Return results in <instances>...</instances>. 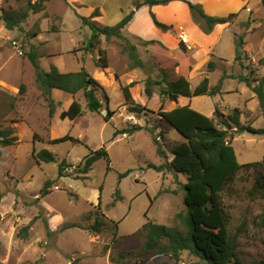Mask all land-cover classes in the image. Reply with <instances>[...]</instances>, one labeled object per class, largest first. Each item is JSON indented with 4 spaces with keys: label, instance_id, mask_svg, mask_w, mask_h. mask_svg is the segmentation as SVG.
<instances>
[{
    "label": "rangeland",
    "instance_id": "374dc122",
    "mask_svg": "<svg viewBox=\"0 0 264 264\" xmlns=\"http://www.w3.org/2000/svg\"><path fill=\"white\" fill-rule=\"evenodd\" d=\"M36 1L0 0V23L5 26L1 19L4 12H23L30 2ZM84 1L85 5L77 8L70 0H49L43 12L30 13L19 28L10 31L5 26L0 40V125L12 127L19 139L15 146L0 145V195L3 197L0 264H112L110 257L117 258L120 251L126 254L125 264H204L189 252H183L180 262L142 252L146 237L137 233L149 220L182 229L176 217L185 210L184 194L173 174L150 168L152 164L164 163L153 139H158L171 161L174 149L184 138L163 123L162 113L191 105L224 128L221 118L215 114L216 108L226 119L239 109L241 125L255 131L230 129L238 160L242 165L263 161L264 113L257 97L239 80L240 76L264 78V66L260 65L264 58L263 0H251V14L242 12L240 19L237 16L232 23L210 35L199 27L200 30H192L190 34L182 29L163 32L154 24V12L141 8L124 31L145 62V67L139 69L130 67L131 61L122 48L125 41L119 39L107 42L102 38L98 49L87 52L84 48L92 32L78 17H90L88 8L97 3L103 6L105 14L101 12L94 21L102 26H114L134 9L138 0ZM172 11L161 6L156 17L160 22L172 21L169 20L174 16ZM240 37L245 44L242 59L237 61L236 42ZM14 40L22 46L23 55L12 45ZM180 40L187 46V53L180 50ZM146 42L156 43L146 45ZM32 50L38 55L41 70L46 72L53 65L63 73L79 72L84 66L104 87L113 117L106 120L108 103L100 91L103 109L99 114L87 109L83 93H79L76 97L83 106L84 116L74 122L62 120L60 114L68 109L70 95L57 90L56 114L50 120L36 82V70L28 58ZM99 50L108 53L107 69L95 66ZM186 61L192 66L193 90L209 77L212 87L222 81L221 94L181 98L178 102L164 97L161 91L166 84L162 83V69L166 70L168 81H175ZM210 62L215 63L214 70H209ZM148 82L152 83L151 98L146 92ZM158 82L162 85H157ZM131 83H135L130 88L135 106L126 105L122 91ZM23 84L27 86L24 95L20 92ZM136 106L139 111L134 112L132 109ZM125 130L134 133L123 134ZM49 132L50 139L70 135L81 143L41 142ZM35 134L38 140L34 139ZM102 148L108 151L110 162L102 159L85 174L84 162L90 150ZM44 149L56 155V163L36 159L35 151ZM63 161L67 166L60 177L59 164ZM67 167L75 168L69 173ZM179 180L187 181L184 175ZM254 181L253 170H242L232 191L225 195L233 214L230 231L236 236V254L243 264L264 259V199L252 202L245 196ZM47 182H51L47 186L49 194L44 196L42 191ZM101 189L103 212L97 207ZM117 191L122 196L119 201L115 199ZM96 219L107 225L100 234L87 230ZM110 220L120 223L115 244V228ZM71 224L82 228L64 229Z\"/></svg>",
    "mask_w": 264,
    "mask_h": 264
},
{
    "label": "trees",
    "instance_id": "16d2710c",
    "mask_svg": "<svg viewBox=\"0 0 264 264\" xmlns=\"http://www.w3.org/2000/svg\"><path fill=\"white\" fill-rule=\"evenodd\" d=\"M49 0H37L29 4L27 9L20 13L4 12L1 19L8 30L12 31L19 28L21 23L29 17L30 13L38 14L45 10V3ZM180 1L189 7L193 22L205 33L210 35L217 25L230 24L237 18V14H231L227 17H215L208 15L202 5L195 4L191 0H138L134 3V9L131 10L124 18L114 26H102L94 21L101 16L99 9H96L90 17L78 16L83 25L91 30L90 38L85 44L87 52H93L98 49L101 39L107 42L113 39L125 41L122 45L123 52L128 55L132 69L145 67V62L140 56L138 47L128 41L124 36L126 27L133 21L136 11L144 6H166L172 2ZM264 3V0H263ZM154 24L163 32H173L174 27L160 22L156 15L152 13ZM37 36V35H35ZM156 42H146L145 44H154ZM245 40L240 37L236 42V59L241 61L243 46ZM179 48L183 53L188 49L185 43L180 40ZM28 58L33 68L36 70V82L41 91V98L46 102L49 110V118L52 120L56 114V104L53 97L54 90L62 91L72 96L83 93L87 109L93 113H100L103 109V102L99 98V92L103 93L108 103L106 120L109 121L114 113L109 109V97L105 93L104 87L95 79L83 66L79 72L63 73L56 66L46 72L41 70L38 64V55L33 50L28 54ZM264 66V58L260 61ZM95 66L99 69H107L110 66L108 53L105 50H99V56L95 60ZM179 78L175 81H168V74L162 69L164 76L163 82L166 84L161 91L164 97L169 98L172 102H178L180 98L193 99L200 96L215 97L221 93V83L212 87L209 77H205L199 86L193 90L190 73L192 66L186 61L181 65ZM209 70H214L215 63L210 62ZM234 78V75H231ZM225 77V76H223ZM119 80V77L117 76ZM239 80L246 83L250 90L257 97L262 112L264 113V78L261 80L251 79L248 76H240ZM161 82L156 83L162 85ZM135 83L122 88L126 105L135 106L130 88ZM151 82H148L146 92L149 98L152 97ZM27 86L23 84L21 94L26 93ZM136 106L132 109L134 112L139 111ZM85 111L79 100H75L67 111L61 114V119L74 122L83 117ZM215 114L221 118V128L214 118L208 117L201 112L193 109L191 105L178 107L170 112L162 113V121L170 129L176 130L184 141L179 144L173 151V159L170 161L160 146L157 138L153 141L157 146V154L164 159L161 165H150V168L162 173L167 170L173 174L177 184L184 194L185 210L177 215V219L182 225L181 228H169L149 220L139 231L138 235H145L146 242L143 247V254H157L169 257L175 262H180L183 252H189L200 258L204 264H243L236 254V236L230 231V225L233 220L231 208L226 204L225 195L232 191V188L242 170H253L255 181L253 186L246 191V198L255 202L264 199V159L262 162L248 163L242 165L233 145L234 136H230V129L235 128L238 131H255L251 127H244L240 121V110H234L232 116L224 117L216 108ZM134 133L133 130H125L123 134ZM38 135L34 139L38 140ZM41 142H49L51 145L62 144L65 142L81 143L70 135L61 138L50 139L48 137L40 139ZM19 139L15 135L12 127L3 128L0 125V145L4 148L15 146ZM35 157L39 162L56 163L57 157L47 149L40 152L35 151ZM106 159L109 161L110 156L105 148L94 151L90 150L89 155L85 158L83 172L88 174L93 165L98 161ZM110 162V161H109ZM65 161L59 164V175L66 167ZM127 173L126 175H128ZM125 175V176H126ZM180 175L186 176L187 181L179 180ZM47 182L42 191L44 196L49 194ZM102 191L99 197L98 209L103 212ZM176 193V192H175ZM3 197L0 195V203ZM116 201L122 199L120 191L116 193ZM154 199L152 200L153 205ZM103 215H105L103 213ZM114 224L113 244L118 242L119 224L110 220ZM31 227L23 229L27 232ZM107 227L100 219L87 228L92 234H100ZM71 228H82L81 225L71 224L64 227L65 230ZM109 246L106 247L108 251ZM126 254L119 252L118 257H110L112 264H125ZM264 264V259L259 263Z\"/></svg>",
    "mask_w": 264,
    "mask_h": 264
},
{
    "label": "crops",
    "instance_id": "0c3cea01",
    "mask_svg": "<svg viewBox=\"0 0 264 264\" xmlns=\"http://www.w3.org/2000/svg\"><path fill=\"white\" fill-rule=\"evenodd\" d=\"M70 1H72L74 5L78 6L77 8L83 7L85 5L84 0H70ZM191 1L195 4L202 5L205 12L210 16L227 17L231 14H237L238 19H240L241 14L244 11H247L248 13L251 14V7H250L251 0H191ZM179 3L184 4L187 7V9L183 5H180ZM160 7L161 6H154V7L144 6V7H142V9L147 8V9L153 11L156 16H158L159 15L158 10ZM163 7L168 8V9H172L173 10L172 12H175L174 16L169 19L172 21H168V19H166V18H165L166 20H164V19L161 20L163 23L165 22L167 25L173 26L175 31H179V29L180 30L182 29L186 34H190L192 30L194 31L196 29H199L198 26L193 22L190 10H189L187 4H185L184 2L175 1V2H172L166 6H163ZM97 8L98 9L100 8L99 9L100 12H102V14H105V10H104L103 6H101V4L96 3V4H93V6H90L88 8L89 9V15L90 14L92 15L93 12ZM177 10H179V11H177ZM136 13H138V12H136ZM221 26H227V24L217 25L215 27L214 31ZM56 91L57 90H55L53 92V97H55ZM182 98H184V97H182ZM187 99H189V98H187ZM54 100H56V99L54 98ZM75 100H79V99H77L76 96L70 95V98L68 99V109L70 108V106L73 104V102ZM59 102H61V101L59 100ZM67 110H65V111H67ZM63 112L64 111H62V113ZM61 114H60V116H61ZM76 229H79V228H76Z\"/></svg>",
    "mask_w": 264,
    "mask_h": 264
},
{
    "label": "built area",
    "instance_id": "2783aa9c",
    "mask_svg": "<svg viewBox=\"0 0 264 264\" xmlns=\"http://www.w3.org/2000/svg\"><path fill=\"white\" fill-rule=\"evenodd\" d=\"M5 29H6L5 26H4L3 24L0 23V40L3 38V34H4V30H5ZM12 45H13L16 49L19 50L20 55H23V49H22V46H20V45L18 44L17 41H15V40L12 41ZM74 168H75V167H67V168H66V171L69 172V173H71V172H73Z\"/></svg>",
    "mask_w": 264,
    "mask_h": 264
}]
</instances>
